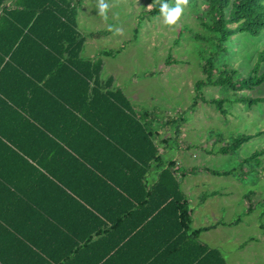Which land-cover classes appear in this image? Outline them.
Returning <instances> with one entry per match:
<instances>
[{
  "label": "trees",
  "instance_id": "1",
  "mask_svg": "<svg viewBox=\"0 0 264 264\" xmlns=\"http://www.w3.org/2000/svg\"><path fill=\"white\" fill-rule=\"evenodd\" d=\"M8 1L0 0V264H70L106 227L121 228L123 242L152 238L153 264H227L198 240L205 228L192 230L180 180L199 167L181 169L163 158L154 113L137 112L113 76L102 79V56L122 47L82 56L80 0ZM171 1L159 0L148 14ZM205 1L208 17L200 20L214 54L202 62L205 77L196 82L193 104L208 102L225 116V99L201 92L219 86L241 93L264 83V47L247 76L227 63L218 67L235 35L264 32V0ZM245 99L253 106L264 96L235 100ZM185 120L181 112L166 122L178 134ZM253 136L236 137L217 152L233 153Z\"/></svg>",
  "mask_w": 264,
  "mask_h": 264
},
{
  "label": "rangeland",
  "instance_id": "2",
  "mask_svg": "<svg viewBox=\"0 0 264 264\" xmlns=\"http://www.w3.org/2000/svg\"><path fill=\"white\" fill-rule=\"evenodd\" d=\"M158 1L105 0L109 4L105 20L99 14V0H82L78 21L87 39L82 54L93 59L104 50L124 47L120 53L102 56L105 60L102 79L113 75L134 109L154 113L153 128L162 137L174 136L172 148L164 152L163 158H174L182 168H236L227 176L201 172L185 177L182 188L191 200L192 225L206 227L241 217L237 224H218L211 228L209 236L203 239L219 247L229 264H264V154L250 158L254 152L264 149V101L251 106L249 99L235 100L239 96H264V83L241 93L219 86L204 87L201 96L225 99L228 112L225 116L208 102L199 100L195 106L196 82L205 77L202 62L214 54L213 37L200 20L208 17L206 1L188 0L186 5H181V15L174 25L165 23L162 13L148 14ZM169 6L175 7L176 0ZM100 30L110 33L100 38L91 36L90 33H100ZM263 47L264 32L260 36L240 32L227 42L218 67L227 63L241 76H247ZM169 57L177 62L171 60L168 64ZM181 112L188 123L183 125L186 135L177 137L176 125L166 121L169 115L177 116ZM243 134L254 136L233 153L217 152ZM181 141L186 142L187 147L183 148L191 146V151L178 150ZM205 146L213 148L215 153H208ZM213 191L217 195H212ZM250 237L256 239L241 247Z\"/></svg>",
  "mask_w": 264,
  "mask_h": 264
},
{
  "label": "crops",
  "instance_id": "3",
  "mask_svg": "<svg viewBox=\"0 0 264 264\" xmlns=\"http://www.w3.org/2000/svg\"><path fill=\"white\" fill-rule=\"evenodd\" d=\"M81 1L82 0H80L78 3V18H79V7L81 5ZM13 2H14V0H9L7 2V5L13 6L14 5ZM78 29L81 32V34L85 37V43H86L87 39H86V36L82 33V30H81L82 28H80V26H79V21H78ZM108 33H110V31L100 30V33H90V34L93 37L100 38L102 36L107 35ZM84 47H85V44H84ZM84 47H83V50H84ZM123 48H121V51L123 50ZM83 50H82V53H83ZM117 53H120V51ZM82 56H83V54H82ZM105 56H107V55H105ZM87 59H91V58H87ZM93 59H95V58H93ZM103 62H104V66H103V72H104V69H105V60L104 59H103ZM103 72H102V74H103ZM146 75H148V74H146ZM111 76H113V75H111ZM114 80H115L114 85L116 87H118L116 85V78L115 77H114ZM118 88H121V87H118ZM121 89L125 92V90L123 88H121ZM130 101H131V99H130ZM187 123H188L187 120H185L183 122V125H187ZM157 132H158L157 141L160 143L161 150H162L163 155H164V152H167L172 148L170 143H171V139L174 138V136H171L170 134H168V135L162 137L160 134V131H157ZM181 134L186 135L185 133H183V126L181 127V132L178 133L177 137H181ZM214 143H215V141L212 143V146H214ZM183 147H187L186 142L181 141L177 145V149L180 151H184V150L185 151H191V146H188L189 147L188 149L183 148ZM205 148L207 149L206 151L208 153H215L213 150L210 149V147L205 146ZM171 159H174V158H171ZM177 163H178V161H177ZM179 166H180V164H179ZM191 167H198V166H190L187 168L181 167V169H188ZM203 167H199V169L197 170L196 173L188 174V175H197L198 173H201V172H206L208 174L216 175L212 172H208V171L202 169ZM205 167H207V166H205ZM208 168H210V167H208ZM211 169H213V168H211ZM188 175L181 178V180H180L181 181V189L185 193V196L187 197V199L189 201L191 209H193L189 195L182 188V182L185 179V177H187ZM225 176H227V175H225ZM217 193H218L217 191L211 192L212 195H217ZM205 196L208 197L210 195H203L202 197H205ZM246 200H247V197H246ZM193 215H194V212H193ZM193 215H192V224L194 222L193 221L194 220ZM240 220H241V217L237 218L233 222H225V223H226V225H233V224H237ZM225 223H223L221 221V222L217 223L216 225L211 224L210 226L198 227V228H195L192 225V230L199 229V228H205V230L200 232L198 240H200L202 243H205L210 248H216L217 250H219V252L223 256V258L226 260L227 264H229L228 259L226 258V256L224 255V253L222 252V250L219 247H215L214 245H211L209 242H207L203 239V237L209 236L208 233H209L211 228L216 227L218 224H224L225 225ZM121 235H122L121 228H113L112 229L110 227H106L105 229H103L101 234L95 236L94 241H92L91 243L88 244V245H90L89 248L84 247V248H82V250L79 253L75 254L76 255L75 260L73 262H71L70 264H95L96 261L97 262L101 261L100 264H149V263L153 264L152 259H153V254H154L153 248H154L155 241L152 238L144 237V236H132L126 242H123ZM255 239H256L255 237H250L248 240H246L245 242H243L241 244V247H244L249 241H253ZM149 260H150V262H148Z\"/></svg>",
  "mask_w": 264,
  "mask_h": 264
},
{
  "label": "clouds",
  "instance_id": "4",
  "mask_svg": "<svg viewBox=\"0 0 264 264\" xmlns=\"http://www.w3.org/2000/svg\"><path fill=\"white\" fill-rule=\"evenodd\" d=\"M188 0H176L175 7H169L168 3H162L161 5V13L164 15L165 23L168 25L176 24L177 20L179 19L182 8L181 5H186ZM151 8V5L148 6ZM99 14L107 20L106 11L109 8V4L105 3V0H99L98 2Z\"/></svg>",
  "mask_w": 264,
  "mask_h": 264
}]
</instances>
